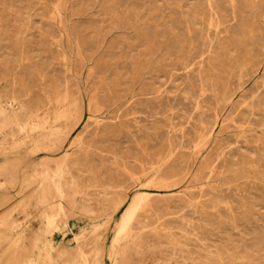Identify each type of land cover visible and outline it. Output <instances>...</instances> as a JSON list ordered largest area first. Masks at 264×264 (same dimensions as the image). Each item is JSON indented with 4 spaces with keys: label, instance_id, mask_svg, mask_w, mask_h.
Masks as SVG:
<instances>
[{
    "label": "rangeland",
    "instance_id": "rangeland-1",
    "mask_svg": "<svg viewBox=\"0 0 264 264\" xmlns=\"http://www.w3.org/2000/svg\"><path fill=\"white\" fill-rule=\"evenodd\" d=\"M2 263L264 264V0H0Z\"/></svg>",
    "mask_w": 264,
    "mask_h": 264
},
{
    "label": "bare ground",
    "instance_id": "bare-ground-1",
    "mask_svg": "<svg viewBox=\"0 0 264 264\" xmlns=\"http://www.w3.org/2000/svg\"><path fill=\"white\" fill-rule=\"evenodd\" d=\"M46 187V186H45ZM50 213V212H49ZM48 214V213H47ZM49 215V214H48ZM9 224V223H8ZM7 224V225H8ZM10 226V225H9ZM8 227V226H7ZM22 236H23V234H22ZM18 239V238H17ZM10 241H11V239H10ZM16 241H18V240H16ZM19 243V242H18ZM19 246H20V244H19ZM9 262V261H8ZM3 264V263H2Z\"/></svg>",
    "mask_w": 264,
    "mask_h": 264
}]
</instances>
